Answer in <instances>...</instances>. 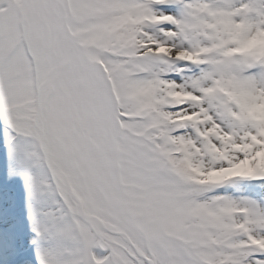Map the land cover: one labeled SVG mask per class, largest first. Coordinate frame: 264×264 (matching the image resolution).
Masks as SVG:
<instances>
[{
	"label": "snow or ice",
	"instance_id": "snow-or-ice-1",
	"mask_svg": "<svg viewBox=\"0 0 264 264\" xmlns=\"http://www.w3.org/2000/svg\"><path fill=\"white\" fill-rule=\"evenodd\" d=\"M0 264H264V0H0Z\"/></svg>",
	"mask_w": 264,
	"mask_h": 264
}]
</instances>
